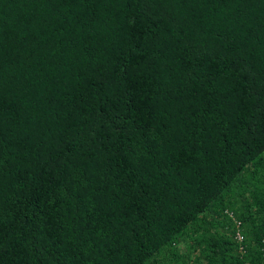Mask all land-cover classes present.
<instances>
[{"label": "trees", "instance_id": "16d2710c", "mask_svg": "<svg viewBox=\"0 0 264 264\" xmlns=\"http://www.w3.org/2000/svg\"><path fill=\"white\" fill-rule=\"evenodd\" d=\"M0 264H264V0H0Z\"/></svg>", "mask_w": 264, "mask_h": 264}, {"label": "built area", "instance_id": "2783aa9c", "mask_svg": "<svg viewBox=\"0 0 264 264\" xmlns=\"http://www.w3.org/2000/svg\"><path fill=\"white\" fill-rule=\"evenodd\" d=\"M235 237L237 238V240H239V241L241 240V236L238 232H236Z\"/></svg>", "mask_w": 264, "mask_h": 264}]
</instances>
